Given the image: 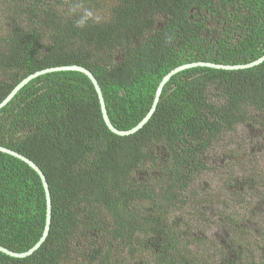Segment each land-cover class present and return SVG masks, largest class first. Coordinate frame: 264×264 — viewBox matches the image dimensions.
<instances>
[{
    "label": "trees",
    "instance_id": "16d2710c",
    "mask_svg": "<svg viewBox=\"0 0 264 264\" xmlns=\"http://www.w3.org/2000/svg\"><path fill=\"white\" fill-rule=\"evenodd\" d=\"M262 55L264 0H0V102L38 70L78 64L97 78L119 129L149 112L173 68L246 64ZM242 124L264 125V60L177 72L149 121L131 135L107 126L85 73L38 75L0 109V144L45 174L51 227L32 254L0 251V264H264L253 256L260 248L255 234L240 227L252 201L237 210L246 194L264 186V168L238 147L224 154L235 161L230 167L251 172L248 183L235 180L233 167L211 187L217 196L232 191L223 203L231 199L232 209L215 222L230 233L217 263L209 261V239L197 236L206 213L183 209L195 199L191 182L211 169L208 152ZM204 193L202 200L213 201L210 188ZM46 209L38 172L0 151V245L18 252L33 247Z\"/></svg>",
    "mask_w": 264,
    "mask_h": 264
},
{
    "label": "rangeland",
    "instance_id": "374dc122",
    "mask_svg": "<svg viewBox=\"0 0 264 264\" xmlns=\"http://www.w3.org/2000/svg\"><path fill=\"white\" fill-rule=\"evenodd\" d=\"M259 125L260 124H242L234 131L225 133L223 139L207 154V162L211 165L209 172L206 171L204 174L198 175L195 181H192L190 184L191 187H189V190L190 192L195 193V199L187 202L183 206V209H187V212L189 213L192 206H196L199 213L201 212L203 215H205L204 212L206 213L205 218H208V220L205 219L199 221V234H197V236L205 235L209 239V243L206 244V247H210L209 253H212V255L209 256V253H207L206 256H209L210 262L217 263L220 258H222L220 248H222V245L225 246L226 240L230 237V233L225 229V226L218 227L215 222L219 216H223V212L226 214L232 209L231 199L227 201V204H223L225 195L232 196V194H230L232 191L230 189L228 191L224 189V191L220 192V196H217L215 193H217L218 188L211 187L220 186L223 183V181L220 182L221 171L231 174L233 167L235 180L240 179V183H248L247 178L251 172H246L245 167H240L237 164L230 167L229 163L235 161L231 160L232 158L229 154H224L226 151L225 149L227 148L234 149L235 147H238L241 153L245 155L244 157L253 158L255 166H259L258 168L261 170L264 168V125ZM214 168L215 173L213 172ZM209 188L213 196L211 198L213 201L211 202L202 200L205 190ZM233 189H235L234 186ZM215 195L217 197H215ZM248 201H252L251 206L253 207V211L249 215L247 214L248 218L241 220L242 223L240 224V227H247L255 234L256 239L252 236L254 245H260L258 246V248H260L256 250L252 249L253 256L256 254V258L258 260L262 259L264 262V186L254 187L252 189V194H246L245 198H242L243 204H241V206L238 205L237 207L239 214L240 212L243 213L241 207ZM228 247L229 245H226V248ZM192 248L199 252L202 250L197 245H194ZM254 251H256V253ZM198 256L203 255L198 253Z\"/></svg>",
    "mask_w": 264,
    "mask_h": 264
},
{
    "label": "water",
    "instance_id": "95a60500",
    "mask_svg": "<svg viewBox=\"0 0 264 264\" xmlns=\"http://www.w3.org/2000/svg\"><path fill=\"white\" fill-rule=\"evenodd\" d=\"M263 60H264V55H262L258 59H255L249 63H246V64H223V63H215L212 61H194V62L183 63V64L173 68L160 81V83L156 89L154 100H153V103H152V106H151L149 112L139 121V123L137 125L133 126L130 129H119L112 123V121L109 117L108 111H107L103 92H102V89L99 85L97 78L95 77V75L93 74V72L91 70H89L88 68H86L82 65H78V64L49 67L46 69L38 70V71L28 75L27 77H25L23 80H21L12 89V91L5 97V99H3L0 102V109L3 106H5L25 84H27L30 80L37 77L38 75H41V74H44L47 72H52V71L76 70V71H80V72L85 73L92 80V82L95 86V89L98 93L103 118H104L107 126L114 133H116L118 135H131V134L137 132L138 130H140L149 121V119L151 118V116L153 115V113L157 107V104L160 100V97H161V94H162V91H163L165 84L177 72L184 70L186 68L196 67V66H208V67L222 68V69H240V68H246V67H251V66L257 65V64L261 63ZM0 151L5 152V153H9L15 157H18L19 159H22L23 161L28 163L31 167H33L38 172V174L40 175L42 182H43V185H44V189H45L46 202H47L46 223H45V227H44L42 236L40 237L38 242L33 247H31L29 250H26L23 252L14 251V250H11L7 247L0 245V251H3L5 253H7L11 256H15V257H26V256L32 254L36 249H38L44 243L46 238L48 237L50 227H51V219H52V196H51L49 184L46 180L45 174L43 173V171L39 168V166L33 160H31L27 156L15 151V150H12L6 146H3L1 144H0Z\"/></svg>",
    "mask_w": 264,
    "mask_h": 264
}]
</instances>
